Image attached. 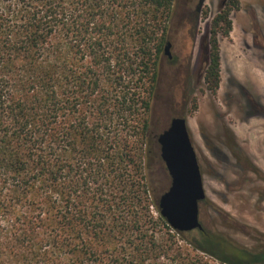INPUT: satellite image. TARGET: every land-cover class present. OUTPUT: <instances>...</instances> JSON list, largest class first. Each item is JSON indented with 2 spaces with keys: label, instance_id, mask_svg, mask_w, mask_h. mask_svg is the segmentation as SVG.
Masks as SVG:
<instances>
[{
  "label": "trees",
  "instance_id": "16d2710c",
  "mask_svg": "<svg viewBox=\"0 0 264 264\" xmlns=\"http://www.w3.org/2000/svg\"><path fill=\"white\" fill-rule=\"evenodd\" d=\"M240 1L209 29L212 94ZM175 6L0 0V264H264V235L248 246L161 215L151 113Z\"/></svg>",
  "mask_w": 264,
  "mask_h": 264
},
{
  "label": "rangeland",
  "instance_id": "374dc122",
  "mask_svg": "<svg viewBox=\"0 0 264 264\" xmlns=\"http://www.w3.org/2000/svg\"><path fill=\"white\" fill-rule=\"evenodd\" d=\"M227 2L176 0L173 57L163 58L151 131L157 136L185 114L206 192L203 226L252 246L264 235V0H241L231 12L232 31L219 38L222 80L212 94L204 79L207 39ZM151 180L159 197L170 187L163 160Z\"/></svg>",
  "mask_w": 264,
  "mask_h": 264
},
{
  "label": "water",
  "instance_id": "95a60500",
  "mask_svg": "<svg viewBox=\"0 0 264 264\" xmlns=\"http://www.w3.org/2000/svg\"><path fill=\"white\" fill-rule=\"evenodd\" d=\"M171 42L165 54L172 58ZM157 141L161 158L171 177V185L159 197L161 215L175 230L189 232L204 228L200 202L206 198L203 176L186 117L177 116L163 129Z\"/></svg>",
  "mask_w": 264,
  "mask_h": 264
}]
</instances>
